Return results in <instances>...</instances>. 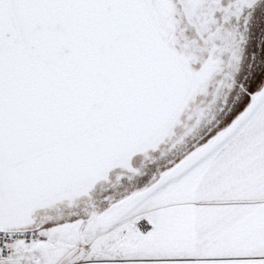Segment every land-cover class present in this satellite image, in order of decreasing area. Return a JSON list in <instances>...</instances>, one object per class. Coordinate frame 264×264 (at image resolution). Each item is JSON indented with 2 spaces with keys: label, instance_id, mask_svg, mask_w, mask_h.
Here are the masks:
<instances>
[{
  "label": "snow or ice",
  "instance_id": "1",
  "mask_svg": "<svg viewBox=\"0 0 264 264\" xmlns=\"http://www.w3.org/2000/svg\"><path fill=\"white\" fill-rule=\"evenodd\" d=\"M257 26L264 0H0V264H264Z\"/></svg>",
  "mask_w": 264,
  "mask_h": 264
},
{
  "label": "flooded vegetation",
  "instance_id": "2",
  "mask_svg": "<svg viewBox=\"0 0 264 264\" xmlns=\"http://www.w3.org/2000/svg\"><path fill=\"white\" fill-rule=\"evenodd\" d=\"M257 44L264 47V27L257 26L252 31L249 32V42L244 52V59L240 62L241 67L247 65L251 61L252 53L254 51H258V49H256L255 47ZM236 67H237L236 65H232L231 67L226 66L225 71L228 73L234 72L236 70ZM205 98L207 99V95L205 96ZM180 131L181 129H177V132ZM190 146H191V140L188 142V147ZM183 147L184 145H178L176 149H173L172 152H169L168 146L167 144H165L161 147V152L163 153V155L155 154L154 156L151 157H147V156L143 157L136 162V167L140 169V171L143 173L151 174V172H153L158 166H163L166 163V161L171 159L173 152ZM147 178H148L147 175L143 177V179H147ZM134 181L136 182L135 178L131 181V183ZM115 184L116 187H114L113 191L117 192L116 191L117 187H121V184L119 181H116ZM69 211L70 209H68L67 207L60 206V207L52 208L51 214L53 216L66 215Z\"/></svg>",
  "mask_w": 264,
  "mask_h": 264
},
{
  "label": "crops",
  "instance_id": "3",
  "mask_svg": "<svg viewBox=\"0 0 264 264\" xmlns=\"http://www.w3.org/2000/svg\"><path fill=\"white\" fill-rule=\"evenodd\" d=\"M198 226L201 228V229H208L211 227V222L210 221H200Z\"/></svg>",
  "mask_w": 264,
  "mask_h": 264
},
{
  "label": "trees",
  "instance_id": "4",
  "mask_svg": "<svg viewBox=\"0 0 264 264\" xmlns=\"http://www.w3.org/2000/svg\"><path fill=\"white\" fill-rule=\"evenodd\" d=\"M132 183H135V181L132 182ZM121 187H122V185H121ZM121 187H117V190H116V191H117V192L120 191Z\"/></svg>",
  "mask_w": 264,
  "mask_h": 264
}]
</instances>
